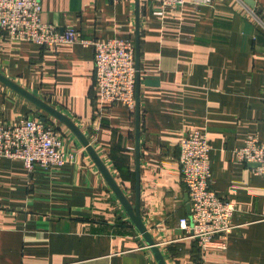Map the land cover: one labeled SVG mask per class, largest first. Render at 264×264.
<instances>
[{"label":"crops","instance_id":"1","mask_svg":"<svg viewBox=\"0 0 264 264\" xmlns=\"http://www.w3.org/2000/svg\"><path fill=\"white\" fill-rule=\"evenodd\" d=\"M41 2L44 23L89 41L138 43L139 140L137 103L131 111L101 100L92 46L0 38V73L68 116L132 204L139 170L141 216L167 264H264V178L233 158L248 136L264 142V28L239 0L167 9L150 0ZM254 2L264 19V0ZM39 116L59 123L0 82V124ZM58 129L70 156L62 168L29 172L0 159V264H157L84 147ZM195 130L212 147V189L236 206L226 249L205 254L179 227L190 215L180 142Z\"/></svg>","mask_w":264,"mask_h":264},{"label":"built area","instance_id":"2","mask_svg":"<svg viewBox=\"0 0 264 264\" xmlns=\"http://www.w3.org/2000/svg\"><path fill=\"white\" fill-rule=\"evenodd\" d=\"M115 3L133 0H111ZM162 9L180 7L185 0H150ZM255 21L264 28V19L255 7L239 0ZM41 0H0V38L24 41L43 48L80 44L94 49L95 84L100 98L109 105L136 108L137 60L132 40L112 39L107 42L85 40L72 26L61 30L41 20ZM63 136L50 120L26 117L17 122L0 124V159L23 163L29 172L36 168L58 170L70 156L64 150ZM210 141L205 132L187 133L180 142L181 181L188 192L190 215L180 219L184 236L197 242L201 254L211 247L226 249L233 233L234 203L212 189ZM237 162L254 166L255 174L264 178V142L256 135L246 138L241 148L233 151Z\"/></svg>","mask_w":264,"mask_h":264},{"label":"water","instance_id":"3","mask_svg":"<svg viewBox=\"0 0 264 264\" xmlns=\"http://www.w3.org/2000/svg\"><path fill=\"white\" fill-rule=\"evenodd\" d=\"M247 4L254 7L255 2L254 0H244ZM139 2V0H137ZM139 4V3H137ZM136 60H137V69L139 68L138 60H139V45L137 43L136 47ZM0 82L4 83L6 86L10 87L11 89L15 90L23 97L28 99L32 102L40 111L45 113L49 118H55L61 124H63L81 143L84 147L85 151L92 159L95 166L98 168L99 172L107 182L108 186L117 197L121 205L123 206L124 210L130 217L131 221L133 222L135 228L140 232L143 236L144 240L146 241L148 247L150 248L154 259L157 264H167L165 258L159 249L158 245L156 244L155 240L153 239L151 233L149 232L148 228L145 226L142 216H141V202H140V182H139V170H137V179H136V189H135V202L132 204L129 198L126 196L124 190L118 184L116 179L113 177L110 170L107 168L101 157L98 155L97 151L91 144L90 140L85 136V134L78 128V126L65 114L51 106L49 102L44 99L38 98L37 96L27 92L20 86L16 85L12 81L5 78L0 73ZM139 75L137 73V84H136V99H137V138L139 140V108H138V95H139ZM43 121L47 120L46 118H41ZM137 140V141H138ZM137 150H139V146L137 144ZM252 166H256L253 164ZM187 209L190 212L191 205L189 203V197L187 198Z\"/></svg>","mask_w":264,"mask_h":264},{"label":"rangeland","instance_id":"4","mask_svg":"<svg viewBox=\"0 0 264 264\" xmlns=\"http://www.w3.org/2000/svg\"><path fill=\"white\" fill-rule=\"evenodd\" d=\"M54 124H55L56 127L60 128V124H61L60 122H59V123L56 122V123H54ZM61 125H62L65 129H67L63 124H61ZM60 132H61V134H63L62 131H61V129H60ZM64 132H65V131H64Z\"/></svg>","mask_w":264,"mask_h":264},{"label":"trees","instance_id":"5","mask_svg":"<svg viewBox=\"0 0 264 264\" xmlns=\"http://www.w3.org/2000/svg\"><path fill=\"white\" fill-rule=\"evenodd\" d=\"M196 242V241H195ZM197 243V242H196Z\"/></svg>","mask_w":264,"mask_h":264}]
</instances>
